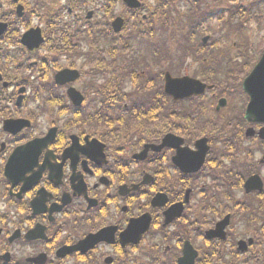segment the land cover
Listing matches in <instances>:
<instances>
[{
  "label": "flooded vegetation",
  "instance_id": "obj_1",
  "mask_svg": "<svg viewBox=\"0 0 264 264\" xmlns=\"http://www.w3.org/2000/svg\"><path fill=\"white\" fill-rule=\"evenodd\" d=\"M6 4L0 3V264L242 263L240 234L264 232V124L245 120L242 84L228 89L229 80L217 81L200 96L172 98L163 89L169 59L124 45L122 30L112 37V58L105 22L91 45L74 14L66 45L35 25L43 43L30 50L21 39L31 28L25 1L18 3V23L10 21L18 4ZM160 13L127 12L124 25L127 17L140 15L143 23ZM205 46L207 54L196 47L187 62L195 67L190 77L208 85L201 66L212 65L217 45ZM124 47L131 62L142 57L151 90L138 92L132 75L123 83ZM246 49L256 55L252 45ZM234 51L230 61L243 63L244 52ZM63 71L77 76L57 81ZM138 114L147 119L139 122ZM52 134L46 145L27 148ZM252 177L262 190H245ZM223 220L226 241L208 238ZM93 237L92 247L67 251ZM185 252L188 260L180 261ZM246 256L244 262L254 257Z\"/></svg>",
  "mask_w": 264,
  "mask_h": 264
},
{
  "label": "trees",
  "instance_id": "obj_2",
  "mask_svg": "<svg viewBox=\"0 0 264 264\" xmlns=\"http://www.w3.org/2000/svg\"><path fill=\"white\" fill-rule=\"evenodd\" d=\"M144 1L150 2L149 5L147 2V10L163 12V15H161V21L159 25L155 23H145L144 25H139L137 24V21L140 20V16H135L136 20H134L133 25L135 27L134 32L137 35L136 38H139V36H144V34H142V32H144L143 30H145V32L147 31L150 38H152L151 41H156V43H154L156 47L159 43L157 47V53H159L166 60L169 59L170 72L176 73L179 71V68L182 66V64H184L185 58L189 56V54L195 53L197 51L195 49L196 47L197 49L202 48L200 45V30L202 29L201 25L205 23L204 20L207 17V14L198 10L199 8H195L192 12H190V14L186 15L181 12V5L177 4L175 0ZM195 3L198 7L199 3ZM117 4H120V0H31V2L28 3L30 7L29 11L31 12L29 14L38 15L39 19L44 24L46 34H48L49 36H59L60 42L65 45L68 43V39H70V32L67 31V28L73 26V24H70L68 19H66L67 15L65 14V11L67 9H71V11L75 13H81L82 11H86L90 7H92L95 10L103 12L105 19L110 20ZM152 17L148 19H153L154 21L157 20L156 16ZM83 23L85 25H88L85 35L90 41L91 45H93L94 42H98V35L100 32H97L96 28H100L101 25H94L91 22H85L84 19ZM105 24L107 26L106 28L108 29L107 31H105L108 43V53L112 58H114L117 41L112 37H118L111 32L109 21H106ZM53 28H58L63 31L58 32L56 29L51 31ZM75 33L76 34L74 36H81L79 30L75 31ZM54 41H56V39H54ZM150 42H147V44L150 45ZM123 43L124 45L128 43L130 44V41L128 43ZM167 46L170 48V51H168V53L167 51L164 52V48H166ZM138 53H140V51H138ZM201 55L204 56L205 54ZM119 56H121L122 58L121 68L123 83H125L127 75H132L134 77V80L132 81L137 87L138 92H147L151 90L148 80L142 79L143 76L141 75V71L146 68L143 66L144 61L142 60V57L139 55L135 63L131 62V54L128 47H124L123 49H121V53ZM193 57L197 59L202 58L195 55H193ZM213 59H218L217 61H213V63H217V65L201 67L202 73L200 74L202 77L206 78L209 83L216 84L217 69L218 74H221L223 64L220 57H214ZM215 66H217L218 68ZM132 68L137 69L138 72H134ZM236 68L242 69L244 71L247 70V66L245 65ZM136 73L138 74L137 76ZM243 73L240 74L236 70L224 72L226 81L229 80L231 84V87H229L228 89H236V85L240 86L239 82ZM112 79H115V77H112ZM158 85L159 82L155 80L154 86L156 87ZM135 117L138 121H145V119H147L145 115L143 116L141 114H138ZM258 264H264V257L262 258L261 263Z\"/></svg>",
  "mask_w": 264,
  "mask_h": 264
},
{
  "label": "water",
  "instance_id": "obj_3",
  "mask_svg": "<svg viewBox=\"0 0 264 264\" xmlns=\"http://www.w3.org/2000/svg\"><path fill=\"white\" fill-rule=\"evenodd\" d=\"M122 1L126 4V6L129 9H136L140 6L137 0H122ZM21 10H22L21 7L17 8V14L19 16L21 15ZM89 16L90 14L88 15V17ZM122 23H123L122 19L117 18L112 23L113 31L119 32ZM1 28L3 29L2 25H0V29ZM0 33H2V30H0ZM41 42L42 39L40 38L38 29L28 31L22 38V43L29 45L28 47L29 49L37 48ZM71 75L77 76L76 73L64 71L59 73L56 78L57 81H63V80L66 81L65 78L70 77ZM205 88L206 86L204 84H201L199 81L187 77L180 79H172L171 77H169V75L166 76L165 91L174 98L189 97L193 94L198 95L201 94L205 90ZM243 90L250 98V102L245 112V119L248 122L264 123V53L260 58L259 62L256 64V66L253 68L250 74L243 81ZM72 92H73L72 90L69 91L71 96H73ZM76 96L79 95L77 94ZM222 104L223 103L220 102L219 106ZM52 138H53V134L52 137L46 136L44 139L35 140L31 142L27 146V148L38 146L43 143L46 145V143H48ZM245 187L247 191L251 189H261L260 180L257 177H252L246 182ZM225 223L226 221H223L220 224H218L217 228L214 231L207 233V236L209 238L220 237L221 239H224V233L222 231ZM93 240H97L96 237H93V239H89L88 240L89 242H86L88 245L85 248L89 247L93 243ZM249 243L251 242L249 241ZM238 249L240 251H244L246 249V244L244 242H240Z\"/></svg>",
  "mask_w": 264,
  "mask_h": 264
},
{
  "label": "rangeland",
  "instance_id": "obj_4",
  "mask_svg": "<svg viewBox=\"0 0 264 264\" xmlns=\"http://www.w3.org/2000/svg\"><path fill=\"white\" fill-rule=\"evenodd\" d=\"M8 1V0H7ZM26 1V0H25ZM180 2L181 5V12L186 14L188 10L192 9L193 6L190 3L195 2V0H186L189 1V3L178 0ZM0 3L3 5H7L6 4V0H0ZM219 4H231V6L233 7V13L235 15V19L232 22L231 25H229L228 20H231L232 17L230 15H226V22H228L227 24H224L221 28L222 31L220 32V34H212L210 33L208 36L212 37V43L214 42V40L218 39L222 34L228 33V41L221 42V47L223 48V50H229V54L231 56V54L233 53V51L231 50L232 47H239L241 44H252L253 47H257V44L259 41H261V38L264 37V24H261L260 26L257 24L256 20L253 19L252 17H255V15H260V14H264V0H261L260 2H258L257 4L258 7H252L251 6V0H237L236 3L235 2H231L229 0H222L221 2H218ZM217 3V4H218ZM216 4V5H217ZM257 4H255V6H257ZM23 5V4H22ZM195 5V4H194ZM236 5H239L241 8H243V10L246 11V15H247V19L244 21L245 23L242 25L244 27L243 30L240 31L241 27L238 26L239 31L238 33H236L233 29H235V24L239 21V18L237 19V14L240 13L243 10H237L236 9ZM208 6H212L211 2H208ZM120 5H118V7L115 9L114 11V15L115 16H119L121 13V9H120ZM190 8V9H189ZM78 15H75V17H77ZM241 16V15H240ZM122 17L124 19H126V15H122ZM224 18V21H225ZM219 24V23H217ZM240 25V24H239ZM210 27L214 28L216 27V24L214 23H210ZM247 38L249 41H245L242 38ZM226 48V49H224ZM188 62L186 63V65L182 68L181 72L182 74H186L188 76H193L192 72L195 70V67H188Z\"/></svg>",
  "mask_w": 264,
  "mask_h": 264
},
{
  "label": "bare ground",
  "instance_id": "obj_5",
  "mask_svg": "<svg viewBox=\"0 0 264 264\" xmlns=\"http://www.w3.org/2000/svg\"><path fill=\"white\" fill-rule=\"evenodd\" d=\"M133 13H136L137 11H132Z\"/></svg>",
  "mask_w": 264,
  "mask_h": 264
}]
</instances>
